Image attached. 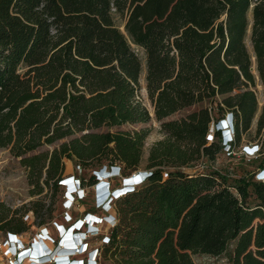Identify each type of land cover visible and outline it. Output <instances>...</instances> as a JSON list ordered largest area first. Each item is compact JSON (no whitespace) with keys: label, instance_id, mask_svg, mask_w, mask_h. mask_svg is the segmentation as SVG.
<instances>
[{"label":"trees","instance_id":"16d2710c","mask_svg":"<svg viewBox=\"0 0 264 264\" xmlns=\"http://www.w3.org/2000/svg\"><path fill=\"white\" fill-rule=\"evenodd\" d=\"M140 54L151 114L136 100ZM256 79L264 85V0H0V148L19 158L30 194L62 188L66 161L95 166L86 183L74 176L82 188L105 166L141 172L111 200L112 224L97 235L111 264H194L191 255L230 244L228 264H264V184L183 171L221 153L211 128L219 119L232 123L233 148L264 129ZM204 102L215 109L164 120ZM151 116L164 137L145 157L146 129L108 130ZM27 210L40 218L46 208L36 200ZM24 228L0 203L2 239Z\"/></svg>","mask_w":264,"mask_h":264},{"label":"rangeland","instance_id":"374dc122","mask_svg":"<svg viewBox=\"0 0 264 264\" xmlns=\"http://www.w3.org/2000/svg\"><path fill=\"white\" fill-rule=\"evenodd\" d=\"M112 20L115 26L119 30L122 31V23L123 20L121 17L112 13ZM247 48L249 49L248 41H245ZM140 63H141V72L138 78V89L136 92V100L146 108V110L151 114V106L149 101L146 98L145 89H144V60L142 58V54H140ZM254 92L256 103H257V111L260 110L262 105V100L264 98V85L260 84L257 79L255 80L254 86L251 88ZM214 105H210L208 103H199L188 108L181 109L164 120L175 119L179 117H184L186 114L195 111L202 107H210ZM215 109V107H213ZM216 111V110H215ZM214 111L211 112V115L215 116ZM146 129L147 136L144 139L143 152L144 157L146 156L148 148L155 143L163 139V134L159 131V123L156 122L152 116L150 117V121L147 123H134V124H122L120 126H114L109 128L110 131L116 130H124V131H132ZM105 128H102L98 131H105ZM260 142L263 146V156L255 159L245 158L242 156L239 146L245 144L247 142ZM50 146H43L39 149V151L50 150ZM229 149L226 152L221 151V153H217L213 160L208 161L205 158H202L197 165L202 166L203 170L214 169L219 173L225 175L228 181L232 180H249L252 178V174H254L257 170L258 164L264 165V129H262L258 134H255V130L253 127L250 128L246 133L240 136V140L236 143L234 150L232 152ZM143 157V158H144ZM262 158V159H261ZM261 162V163H260ZM196 165V166H197ZM196 166H190L188 168H183V171L186 173H192L198 168ZM143 167V165L141 166ZM95 169V166L91 168L78 170L75 168V165L71 162H65V169L63 172V177L66 176H79L83 178L84 182H88V178L91 174V171ZM110 187H117L120 183L119 179L110 180ZM31 187L27 185L25 179V170L19 164V158H14L8 152L6 148H0V203L10 209L11 215L16 219L21 216L22 222L24 223V230L18 234V238L24 243V245H28L35 235V233L40 228H45L48 232V235L55 240L56 236V228L52 226L53 223L57 225H61L67 227L76 219H81L85 213H91L96 216L106 215L108 212H102L97 209H93L92 199L94 198V189L92 185H86L83 187V198L74 202L70 209H66L63 205V188L58 187L57 190L52 192H47L46 189L40 195H31L30 194ZM41 200L44 204L46 211L43 212L40 218H36L32 215L30 210L31 204L36 201ZM251 199H248L250 202ZM110 204V203H109ZM67 214L70 217V220L67 222V217L64 214ZM109 214V213H108ZM27 216V218L25 217ZM42 221L43 223L38 224V222ZM96 226V232L90 233L87 235L86 241L88 242V246L92 248H96L99 245L98 236L99 234H106L110 228V225L104 223L94 224ZM74 230V229H73ZM83 231V228L81 229ZM71 231L68 232V234ZM2 240V232L0 231V243ZM48 243V242H47ZM50 245V244H49ZM50 248V247H49ZM232 245H228L225 251L218 256H208L203 254H193L191 255V259L194 264H228V258L231 254ZM80 258V256H77ZM7 258L4 256L3 247L0 244V264H7ZM96 264H111L107 260H103L98 253L96 258Z\"/></svg>","mask_w":264,"mask_h":264},{"label":"built area","instance_id":"2783aa9c","mask_svg":"<svg viewBox=\"0 0 264 264\" xmlns=\"http://www.w3.org/2000/svg\"><path fill=\"white\" fill-rule=\"evenodd\" d=\"M135 52L137 53L138 50L135 49ZM226 119V118H225ZM225 119H219L217 122L211 124V128L214 127V129L218 130L220 132V136H221V145H222V150L223 152L228 151L229 149H231L230 151L232 152V150H234V148L231 146V143L233 141V129L229 126L226 127L224 120ZM221 122L222 123V128L221 127H215V125ZM227 122L230 124L231 122L229 120H227ZM239 149L241 151V154L243 157L245 158H250V159H255L258 154H259V146L256 144H246V145H241L239 146ZM198 168V170L202 169V166L197 165L196 166ZM67 177H71V176H67ZM67 177L63 178L60 185L62 188L63 187V183H64V179H66ZM74 179H76L74 176H72ZM95 180V178H94ZM254 181L258 182V183H262L264 184V167L262 169L256 170L255 174H254ZM95 183V182H94ZM95 198H93V202L94 200H96V196H94ZM83 198V190L81 192L80 196H77V198L73 197V200L71 202H68L67 204L63 205L67 210L70 209L73 205V203L80 201ZM65 199H63V203H64ZM103 203L102 202H98V203H94V208L97 210H100L103 208ZM90 214V213H85ZM67 219L66 221L68 222L70 220V217L67 216V214H64ZM27 217V216H25ZM101 217L102 220L98 223H106L108 225L112 224V219L110 218L109 214L106 213V215H102V216H98ZM79 219H76L74 221H78ZM73 221V222H74ZM86 221V220H84ZM84 221L80 222L79 226H71V224H69L67 227H69L68 229H66L67 227H64L63 229H60L58 227L55 226L56 228V236H55V240H53L49 235L48 232L45 228H40L35 235L33 236V238L31 239L30 243L27 245H24V243L17 237V235H13V234H8L5 236L4 239L1 240V245L3 247V253L4 256L7 258L6 262L7 264H23L24 260H28V264H96V258L98 256V252L96 250V248H92L88 246V242L86 241L87 239V235L90 233H95L96 229H92V230H88L85 231L82 223ZM90 224H97V223H91ZM72 227H74L75 230L72 229ZM80 227V228H79ZM83 228V231L81 230ZM70 230L73 231L72 233V237L74 240V244H73V252L76 253L77 255L80 256L79 259L75 258H70V257H64L62 255H64L63 251H57L58 247L60 246V243L62 241L63 236L65 235V233ZM95 231V232H94ZM75 236H79L78 238H75ZM17 237V239H16ZM58 245L55 247V249L53 251H51V254L53 252H56V256L60 257L57 260H54L52 258V256L49 255V250H46L47 246L45 245V243H47L51 248H53L56 244L57 241ZM34 250L36 249L38 256L37 257H31L30 256V250ZM45 250V251H44ZM71 255V254H69ZM42 258H44L42 260ZM68 260L73 261L71 263L68 262ZM38 262V263H37Z\"/></svg>","mask_w":264,"mask_h":264},{"label":"clouds","instance_id":"9594fccd","mask_svg":"<svg viewBox=\"0 0 264 264\" xmlns=\"http://www.w3.org/2000/svg\"><path fill=\"white\" fill-rule=\"evenodd\" d=\"M226 127H231L232 128V123H228L227 119L224 120ZM215 127H221L222 128V123L218 122ZM101 171L104 172L101 181L103 183H106V188H107V193L109 194V198H107L106 200V207L102 208L101 211L102 212H108L109 209V203L111 202V200L113 198H115L120 190L128 188L129 186H135L140 184L143 181V178L141 176V172H136L134 174H132L129 178L127 177H122L121 173L119 171L118 166L113 165V166H105L101 169ZM70 178H73L72 176ZM95 178V177H94ZM97 178V177H96ZM119 179L120 183L117 187H110V180L112 179ZM74 179V178H73ZM71 180V179H70ZM73 183V187L70 189L72 191V198L75 197L77 198V196L81 195V192L83 190L82 187H80V185L77 183L76 179L72 180ZM113 190V191H112Z\"/></svg>","mask_w":264,"mask_h":264},{"label":"bare ground","instance_id":"6f19581e","mask_svg":"<svg viewBox=\"0 0 264 264\" xmlns=\"http://www.w3.org/2000/svg\"><path fill=\"white\" fill-rule=\"evenodd\" d=\"M64 189V188H63ZM93 215V214H92ZM68 216V215H67ZM94 216H96V215H94ZM82 219V218H81ZM88 219L91 221V220H93V221H91L92 223H95L94 221H98V220H96L93 216H89L88 217ZM73 223V222H72ZM97 224H98V222H97ZM78 225H80V224H78ZM77 225V226H78ZM94 224H92L91 226H89L88 227V229H90V230H92V229H94L96 226H93ZM61 229H63L64 230V228H63V226H61ZM72 229H74V227H72ZM75 230V229H74ZM70 230H68L66 233H65V235L63 236V238H62V241H61V243H60V246L58 247V250L57 251H65L64 252V255H62V256H64V257H70V258H73V259H75V258H77V259H79L77 256V254L76 253H74L73 252V250H72V248H73V246H71V244L69 243V241H71L72 243H74L73 242V237H72V233H73V231H71L69 234H68V232H69ZM75 238H77V237H75ZM16 239H17V237H16ZM45 245L47 246V248H46V250H49V255L50 256H52V258L54 259V260H57L59 257H60V255H59V257L58 256H56V253H57V251L56 252H53L52 254H51V251H52V248L50 249L49 248V245L47 244V243H45ZM73 245V244H72ZM51 250V251H50ZM31 252L29 253L30 254V256L31 257H37L38 256V253H37V251H36V249H35V251L34 250H30ZM45 251V250H44ZM69 254H71V255H69ZM69 255V256H68ZM29 262H28V260H24L23 261V264H28ZM38 263V262H37ZM46 264H48V263H46Z\"/></svg>","mask_w":264,"mask_h":264},{"label":"crops","instance_id":"0c3cea01","mask_svg":"<svg viewBox=\"0 0 264 264\" xmlns=\"http://www.w3.org/2000/svg\"><path fill=\"white\" fill-rule=\"evenodd\" d=\"M246 144H248V145H250V144H253V143H246ZM246 144H242V145H246ZM100 189H103V187L101 186L100 187ZM101 195H102V193H101ZM94 215V214H93ZM91 221H93V220H91ZM75 237H79V236H75ZM73 242H74V240H73ZM69 243L71 244V246H73L72 244H74V243H72L71 241H69ZM73 249V248H72Z\"/></svg>","mask_w":264,"mask_h":264}]
</instances>
